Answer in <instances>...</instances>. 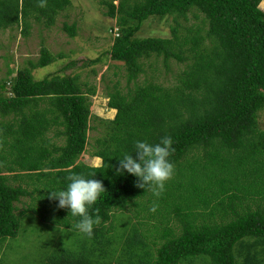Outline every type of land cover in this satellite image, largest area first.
<instances>
[{"label":"trees","instance_id":"16d2710c","mask_svg":"<svg viewBox=\"0 0 264 264\" xmlns=\"http://www.w3.org/2000/svg\"><path fill=\"white\" fill-rule=\"evenodd\" d=\"M114 1L97 3L105 10L104 17L115 20L118 36L108 54L112 61L123 63L128 83L138 77L143 71L142 61L151 56L163 61L173 58L185 63L184 69L171 88L148 83L124 94L113 86L107 107L115 110L114 118H98L104 136L89 145V154L101 160L98 167L81 162L75 165L86 151L88 131L95 130L89 125L90 96L95 95V87L79 83L77 75L54 74L35 80L31 74L61 55L53 57L43 47L38 59L16 71L10 83L0 81V165L7 170L10 163L16 164L18 169L8 170L16 177L20 176L16 172H23L25 184L23 189L14 187L0 170V242L5 240L4 246L18 235L19 220L29 217L27 206L34 203V195L44 192L37 193V186L31 194L24 186L43 179L42 186L49 195L50 190L67 187L68 175L92 178L89 174L95 172L93 178L103 182L107 193L92 206L99 208L101 223L94 227L86 244L103 254L100 246L104 242L107 264L113 260L115 264H196L194 259L205 255L210 256V264H264V131L258 129V114L264 109V11L259 7L264 0H117V5ZM38 3L0 0V29L21 25L25 35L33 22L50 29L56 17L71 5L70 0H47L43 8ZM190 13L194 18L197 13L203 15V26L197 24L194 35L183 41L177 22L170 38L135 36L149 18L172 16L186 22ZM63 30L74 37L76 26L65 23ZM51 127L66 139L63 147L50 146L46 134ZM165 136L173 140L175 152L169 160L175 165V173L181 170L182 176L190 163L202 170L214 166L222 174L232 164L227 169L235 180L240 179L234 185L244 181L257 189H224L211 201L202 199L189 208L175 209L181 202L170 196L171 189L157 198L151 191L136 187L138 178L134 175L117 173L119 159L125 154L135 158L137 141L156 144ZM69 167L72 169L64 171ZM59 177L61 184L53 185ZM146 195L145 203L151 202L148 206L158 204L148 217L133 204ZM253 195L259 197L258 205L249 203L254 208L250 209L244 199ZM25 196H31L32 201L17 214L14 203ZM186 196L189 199V192ZM167 201L173 206L164 208ZM59 209L68 215L61 226L82 234L71 225L80 218L71 216L69 209ZM218 214L231 215L233 220L218 226L213 219ZM131 217L146 218L152 223L151 230L145 229L141 235L134 230L124 238ZM175 221L180 235L172 232L173 228L169 230ZM61 222L53 221L56 225ZM153 230L160 234L151 235ZM149 234L152 241H143ZM244 237L254 238L263 248L255 252L250 244L242 245ZM120 243L121 255L115 257ZM108 256L111 259L107 260ZM61 259L52 264L101 263L86 256Z\"/></svg>","mask_w":264,"mask_h":264},{"label":"rangeland","instance_id":"374dc122","mask_svg":"<svg viewBox=\"0 0 264 264\" xmlns=\"http://www.w3.org/2000/svg\"><path fill=\"white\" fill-rule=\"evenodd\" d=\"M71 5L64 10L60 15L56 17L55 23L50 29L44 28L43 24L32 23L27 34L23 35L22 26L11 27L7 29H0V81H7L10 83V79L16 74V71L24 67H28L27 62H35L39 57V51L45 47L53 57L61 55L60 58H56L55 61L44 67L31 71V74L35 80H42L45 77H49L54 74L58 75H77L79 77V83L87 84V86L95 87V95L90 96V127H95L87 133V146L86 154L82 157V160L86 161L90 152V144H93L96 137L103 135V128H101L98 118L102 120H112L115 115V110H111L107 107L108 93L114 92L115 87L122 93H128L129 90H133L137 86H144L148 83L161 85L165 88H171L175 85L176 80L184 69L185 63L176 61L173 58L163 61L162 58H156L151 56L150 58L142 61V72L132 82H127L126 71L124 65L121 62H115L110 59L108 51L110 50L114 38L117 37V27H115V20L103 16L105 10L98 5L97 0H70ZM117 5V0L113 2ZM260 9L264 11V1L259 5ZM197 18H194L192 13L188 15V20L183 22L182 20H174L172 16L165 18L152 17L144 22L140 31L135 35L138 38L154 37V38H170L172 37V27L175 23H179L178 36L181 41L190 38L194 35V30L197 24L203 26L201 20L203 15L197 13ZM76 26V32L74 37H70L67 32L63 30V25ZM207 28V25L204 26ZM191 29L189 32L188 30ZM204 31V30H203ZM201 34V33H200ZM207 42V41H206ZM189 45L185 46L188 48ZM65 68V69H64ZM8 87V85H7ZM84 89V86H83ZM258 129L264 131V109L258 114ZM58 130H62V127H58ZM104 136V135H103ZM49 139L50 146L57 144L58 148L65 145L66 139L61 134H56V128L51 127L46 134ZM202 155V151H200ZM79 157V159H81ZM99 162L96 161L95 165ZM235 164V163H233ZM11 167L8 169H18L16 164H9ZM227 165L224 168L225 173L218 172L217 168L208 165L207 168L198 169L189 163V168L181 176V170L179 173H175L173 179L169 180L165 186L164 192L171 189L170 196L174 195L181 203L175 208L182 209V206L189 208L193 204L205 199L211 201L216 194L224 189H237L241 186L247 188L248 191H255L257 186H249L243 181V185L235 186V175H231V172L227 169L231 166ZM204 166V165H203ZM6 170L4 166L0 165L2 175H6L11 170ZM189 176V177H187ZM205 185H192L195 182H203ZM10 184V183H9ZM232 186V187H231ZM23 187V186H22ZM177 187V190H176ZM28 192L31 187H24ZM39 190L44 191L41 194L34 195V203L30 204L29 198H23V202H16L19 210L23 209V206L29 207V217L23 221V218L19 220L18 235L14 239H9L3 246L5 240L0 242V264H52L53 260L60 262L65 256L72 259L75 257L83 258L91 261L101 262L100 264H107L104 258V242L100 246L103 250V254L93 247L89 248L86 242L89 240L84 234H74L62 227L61 232L58 234L56 224L54 220L68 221V215H62V211L58 208V204L55 200L48 199V193L39 186L36 192ZM186 192H189L190 197L187 199ZM231 193V192H230ZM149 195V194H148ZM133 201L134 205H137L140 209L139 212H143L147 217L151 214L150 203H145V198ZM259 197L256 195L246 196L244 202L250 209H254L249 203H256L258 205ZM147 205L144 207L143 204ZM245 203H243L244 205ZM173 206L170 201L166 202L163 207ZM258 207V206H257ZM239 209V208H238ZM35 212L39 216L38 220L35 217ZM191 213V211H190ZM127 215V213H125ZM144 215V216H145ZM229 217V218H228ZM224 216L218 214L213 219L217 221L218 226L225 225L230 222V216ZM138 218V217H137ZM131 217L127 228L126 237L130 236L134 229L137 230L138 235H141L145 229L151 230V224L147 223L146 218L144 220H138ZM140 218V217H139ZM148 219V218H147ZM152 218L151 220H155ZM40 221V222H39ZM121 220L118 222L120 223ZM124 221V220H123ZM48 223V224H47ZM62 223V222H61ZM196 221L195 224H198ZM52 225V229L46 228ZM169 230L180 235L181 229L177 221L169 224ZM114 226V225H113ZM116 227V226H114ZM117 232H121V229ZM159 232V231H158ZM153 230L151 235L158 233ZM160 234V232H159ZM149 234L148 239L143 241L151 242L153 238ZM152 237V236H151ZM150 238V239H149ZM157 238V237H155ZM248 241V242H247ZM91 243V241H90ZM242 245L250 244L253 246V251L260 252L262 247L258 241L253 240L252 237H244L240 240ZM118 247L115 257H120L121 246ZM97 254L99 259L97 258ZM107 256V254H106ZM111 259L108 256L107 260ZM125 257H123V260ZM196 264H210V256H201L194 259ZM111 264H115L114 260Z\"/></svg>","mask_w":264,"mask_h":264},{"label":"clouds","instance_id":"9594fccd","mask_svg":"<svg viewBox=\"0 0 264 264\" xmlns=\"http://www.w3.org/2000/svg\"><path fill=\"white\" fill-rule=\"evenodd\" d=\"M38 6L47 7V0H39ZM172 145L171 136L162 137L156 144L137 141L135 158L132 154H125L122 159H119V167L116 171L117 173L126 171L134 175L138 178L136 187L147 189L152 192L153 196L159 198L165 191L166 183L173 179L175 174V165L169 160L175 152ZM7 174L8 176H5L9 180L10 172ZM89 175L92 178L76 173L68 175L66 179L70 183L67 187L64 190H50L48 199L57 200L58 208L69 209L71 216L79 217L80 219L72 227L91 238L94 234V227L101 223L99 208L93 209L92 206L103 193H107V189L101 180L93 178L96 175L95 172ZM157 208L158 204L154 202L149 210L155 212Z\"/></svg>","mask_w":264,"mask_h":264},{"label":"crops","instance_id":"0c3cea01","mask_svg":"<svg viewBox=\"0 0 264 264\" xmlns=\"http://www.w3.org/2000/svg\"><path fill=\"white\" fill-rule=\"evenodd\" d=\"M52 146L54 147V146H57V144H52ZM87 152H84V153H82L81 154V156H83L84 154H86ZM81 156H79V157H81ZM79 157H78V159H77V161L75 162V165L76 164H78V163H83V164H85V165H89V166H93V167H98L100 164H101V160H100V158H98V157H94V156H91V155H88V157L86 158V161H88V163H86L85 161H83L82 160V157H81V159H79ZM96 161H98L99 162V164L98 165H95V162ZM72 169V167H69V168H65L64 169V171H66V170H71ZM58 171H61V169H57ZM18 175H20V176H18V177H16V176H13L14 174L13 173H10V177H9V183L11 184L12 183V185L14 186V187H20L21 189H23V185H25V184H23L24 182H23V172H16ZM6 176H8V174H6ZM61 177V176H60ZM60 177L57 179V180H55L54 182H53V185H55V184H61V179H60ZM42 180L43 179H39V180H36L35 179V182H34V184L33 185H29V186H24V187H31V194H34V192L35 191H33V187H39V186H41L42 185ZM24 198H29V200H30V202L32 201L31 200V196H25ZM21 202H23V197L20 199V201H19V203H21ZM55 202L58 204V201L57 200H55ZM16 206V205H15ZM24 207V206H23ZM19 210V208L16 206V211H18ZM23 210V209H22ZM22 210H20V211H22ZM19 213V212H18ZM28 215V214H27ZM36 217V216H35ZM37 219V218H36ZM39 219V218H38ZM48 224V223H47ZM62 223H58V226H57V229H58V234L61 232V228H62ZM71 225H73V224H71ZM52 225H49L48 227H46V228H49V229H52ZM124 238H127L126 236L124 237Z\"/></svg>","mask_w":264,"mask_h":264}]
</instances>
